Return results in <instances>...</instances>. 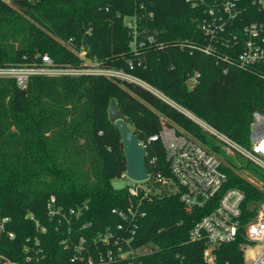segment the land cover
I'll return each instance as SVG.
<instances>
[{
	"label": "trees",
	"instance_id": "1",
	"mask_svg": "<svg viewBox=\"0 0 264 264\" xmlns=\"http://www.w3.org/2000/svg\"><path fill=\"white\" fill-rule=\"evenodd\" d=\"M220 1L0 0V67L38 66L48 56L57 67L84 69L80 54L85 53L100 67L123 71L157 89L249 148L252 115L264 113V65L243 68L223 60L229 56L236 61L240 47L218 45L212 54L196 48L209 45L199 25L211 19L210 10L217 11ZM238 8L225 36L233 29L243 41L245 26L264 22V8L254 0H241ZM193 72L201 77L190 89L187 78ZM112 100L145 145L149 177L142 185L150 191L142 203L130 199L128 187L112 185L127 172L121 134L109 119ZM161 118L222 159L226 187L246 195L242 208L247 221L251 206L264 201V191L241 173L247 171L264 182V171L240 154L229 156L224 143L141 84L86 74L33 77L28 88L21 89L15 79L4 78L0 219L8 217L9 222L0 232V253L20 264H36L26 263L24 248L29 246L35 254L38 239L45 256L39 264H67L73 251L65 250L61 241L73 244L84 238L91 243L107 230L127 237L130 234L119 231L118 225L127 227L128 222L113 210L127 212L133 205L144 215L135 221L134 246L152 249L141 257L142 264H181L179 258H184L183 264H206L204 241H189L205 210H187L179 193L169 189L175 181L164 149L148 142L162 129ZM163 179L171 185L163 187ZM52 198L59 213L50 212ZM243 243L239 238L220 246L217 264H244Z\"/></svg>",
	"mask_w": 264,
	"mask_h": 264
},
{
	"label": "built area",
	"instance_id": "2",
	"mask_svg": "<svg viewBox=\"0 0 264 264\" xmlns=\"http://www.w3.org/2000/svg\"><path fill=\"white\" fill-rule=\"evenodd\" d=\"M2 1L9 2V0ZM187 1L193 4H200L205 0ZM240 2L241 0H221L219 3L220 8L217 11L214 9L210 10L211 19L199 25V29L203 30L209 37V45L196 48L206 54H212L218 45L240 47V53L236 61L229 56H225L223 60L243 68L264 65V22H253L245 26L243 29L245 38L243 41L238 40V35L233 29L229 32L228 38L225 36L238 17ZM256 3H260L264 8L262 0H254V4ZM127 23L129 26L133 24L129 21ZM134 27L133 31L136 35L135 23ZM131 46L136 48L134 44H131ZM130 66L132 68V64ZM98 68L94 69V72L88 73V71L83 69L57 67L50 57L44 56L42 64L38 66L0 67V79H15L21 89H27L33 77L42 76L57 77L92 74L103 75L108 78L116 77L127 81H133L132 78L135 79L123 71ZM200 77L201 74L199 72H193L188 76L187 84L190 89L195 88L199 84ZM130 78L131 80H129ZM192 120L195 121L193 118ZM195 122L224 143L229 152H238L264 170V113L256 111L252 115L250 124L251 144L249 148H242L235 141L208 124L199 121ZM161 123L162 129L160 132L151 136L148 142L160 143L163 147L166 162L175 181L176 192L179 193L180 200L187 210H205L192 228L189 238L190 242L204 241V262L206 264H217V249L222 245L233 243L242 238L244 240L241 245L244 252V264H264V201L252 205L250 218L244 221L242 207L246 195L238 188L226 187L228 176L222 170V159L191 136L181 133L175 126L167 124V121L163 118H161ZM141 144L145 149V145ZM123 177L129 178L127 172ZM161 182L165 186L167 184L171 185L165 179L161 180ZM127 187L130 199H138L140 200L139 203L143 202V198L150 191L148 187L138 184L136 181L128 184ZM55 202L56 200L52 198L49 205L51 214L59 213V211L53 209ZM138 211V208H134L133 205L128 208L127 212L113 210L114 213H118L124 221L128 222L129 226L127 227L123 224L118 225L119 231L130 234L127 237L115 236L111 230H107L104 235H99V238L92 240L91 243L84 238L78 239L73 244L69 239L61 241L65 250L73 251L67 264H142L141 257L151 253L152 249L147 246H134L137 230L135 221L139 218V215L144 216ZM32 220H35V218L32 217ZM8 222V217L0 219V232L5 229ZM36 224L41 232H46V228L40 226L38 221H36ZM9 238L11 240L15 239V235L10 233ZM33 249L36 251L35 254L29 246L24 248L26 263L35 262L39 264V262L44 261L45 256L41 255L42 249L38 239L35 241ZM247 255L250 256V261H247ZM179 259L180 263L183 264L184 258ZM0 264L20 263L0 253Z\"/></svg>",
	"mask_w": 264,
	"mask_h": 264
},
{
	"label": "water",
	"instance_id": "3",
	"mask_svg": "<svg viewBox=\"0 0 264 264\" xmlns=\"http://www.w3.org/2000/svg\"><path fill=\"white\" fill-rule=\"evenodd\" d=\"M108 112L110 122L117 127L121 134L127 158L128 177L136 182L147 181L149 175L146 166L147 153L144 147L140 143L137 135L127 125V118L120 111L115 100L111 101Z\"/></svg>",
	"mask_w": 264,
	"mask_h": 264
},
{
	"label": "rangeland",
	"instance_id": "4",
	"mask_svg": "<svg viewBox=\"0 0 264 264\" xmlns=\"http://www.w3.org/2000/svg\"><path fill=\"white\" fill-rule=\"evenodd\" d=\"M262 2H263V4H264V0H262ZM81 55V57L82 58H85V66L87 67L86 69H83L84 71H88V73H90V72H94L95 70L94 69H99L98 67H100V64L98 63V62H93V60H89V59H87L86 57H85V53H81L80 54ZM112 70H114V69H112ZM55 77V76H54ZM58 77V76H57ZM129 80H131V78L129 79ZM132 80L133 81H136L137 83H139V84H141L142 86H144L145 88H147V89H149L150 91H152L153 93H155V94H157L159 97H163V99L167 102V103H169V104H171V105H173V106H175V107H177L178 109H180L181 111H183L190 119H195V121H199V122H203V123H205V124H207L206 122H204L203 120H201L200 118H198L197 116H195L193 113H191V112H189V111H187L186 109H183L182 107H180L179 105H177L176 103H174L172 100H170L168 97H166L165 95H163L161 92H159L157 89H154L153 87H151V86H149V85H147V84H145V83H142L141 81H139V80H135V79H133L132 78ZM194 121V120H193ZM223 134V133H222ZM224 135V134H223ZM219 140V139H218ZM220 141V140H219ZM225 147H224V150L227 152V154L229 155V156H232V157H237L238 156V152H229L228 151V149H227V147H226V145L225 144H223ZM241 147H242V145H241ZM242 148H244V146L242 147ZM241 155V154H240ZM242 156V155H241ZM244 157V156H243ZM244 159H247V158H245L244 157ZM252 163H254V162H252ZM255 164V163H254ZM256 166H257V164H255ZM257 167H259V166H257ZM260 169L262 170V171H264L261 167H260ZM242 174V176L244 177V178H246V179H248L249 181H251L254 185H256L257 187H259V188H261L263 191H264V182L263 181H261L257 176H255V175H253V174H251V173H249V172H247V171H244V172H242L241 173ZM133 181L131 180V179H129V178H125V177H121V178H117V179H114L113 181H112V185H113V187L114 188H116V189H123V188H125V187H127V185L128 184H130V183H132ZM138 184H142L143 182H137ZM170 185L169 184H167L166 186H163V187H169ZM169 189L171 190V191H173V192H176V188L175 187H169ZM156 191L157 192H160V191H162V188H157L156 189ZM247 261H250V256L249 255H247Z\"/></svg>",
	"mask_w": 264,
	"mask_h": 264
}]
</instances>
